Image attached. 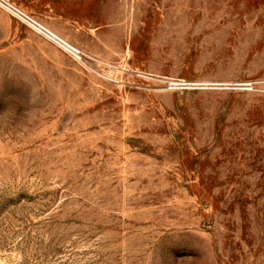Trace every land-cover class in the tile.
Masks as SVG:
<instances>
[{
  "label": "rangeland",
  "instance_id": "374dc122",
  "mask_svg": "<svg viewBox=\"0 0 264 264\" xmlns=\"http://www.w3.org/2000/svg\"><path fill=\"white\" fill-rule=\"evenodd\" d=\"M11 1L0 264H264V0Z\"/></svg>",
  "mask_w": 264,
  "mask_h": 264
},
{
  "label": "built area",
  "instance_id": "2783aa9c",
  "mask_svg": "<svg viewBox=\"0 0 264 264\" xmlns=\"http://www.w3.org/2000/svg\"><path fill=\"white\" fill-rule=\"evenodd\" d=\"M0 10L5 12L10 18L16 20L18 23L22 24L24 27L29 29L36 36L44 39L46 42L52 44L57 49L65 53L75 64H77L83 70L96 73L101 71L104 66L108 65L100 58L85 52L83 49L77 45L71 43L39 19L29 14L27 11L13 3L11 0H0ZM139 78L145 80H154V76L151 74L139 73L137 74ZM169 83V88L174 91H189L198 90L203 87L202 84L188 82L183 79L172 80ZM241 87V86H239ZM244 90H253L251 85H243Z\"/></svg>",
  "mask_w": 264,
  "mask_h": 264
}]
</instances>
